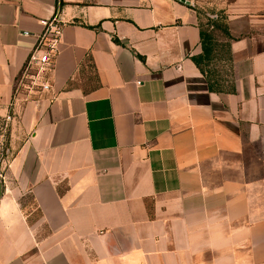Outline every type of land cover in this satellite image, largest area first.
Wrapping results in <instances>:
<instances>
[{"label": "crops", "instance_id": "crops-1", "mask_svg": "<svg viewBox=\"0 0 264 264\" xmlns=\"http://www.w3.org/2000/svg\"><path fill=\"white\" fill-rule=\"evenodd\" d=\"M211 1V0H210ZM196 0H0V264H264V0L226 15L235 93L209 90ZM50 93L13 106L42 21Z\"/></svg>", "mask_w": 264, "mask_h": 264}, {"label": "built area", "instance_id": "built-area-1", "mask_svg": "<svg viewBox=\"0 0 264 264\" xmlns=\"http://www.w3.org/2000/svg\"><path fill=\"white\" fill-rule=\"evenodd\" d=\"M42 25L43 33L38 37L14 83V107L42 97L52 89L50 74L54 69L64 24L56 15L42 21ZM13 121L9 116L0 123V180L5 178L6 170L14 157L12 141L8 134L10 123Z\"/></svg>", "mask_w": 264, "mask_h": 264}, {"label": "rangeland", "instance_id": "rangeland-1", "mask_svg": "<svg viewBox=\"0 0 264 264\" xmlns=\"http://www.w3.org/2000/svg\"><path fill=\"white\" fill-rule=\"evenodd\" d=\"M216 1L219 0H196L195 5L197 12L200 15L203 29L212 33L217 45V50L214 52L213 59L208 64L207 69L213 71L220 80L225 81V85L227 86V83H230L233 80L231 61L228 60L227 51V45L231 40L224 35L222 29L217 28L212 24L213 22L218 21L219 25H226V15L221 11H217L214 6H209L212 2Z\"/></svg>", "mask_w": 264, "mask_h": 264}, {"label": "trees", "instance_id": "trees-1", "mask_svg": "<svg viewBox=\"0 0 264 264\" xmlns=\"http://www.w3.org/2000/svg\"><path fill=\"white\" fill-rule=\"evenodd\" d=\"M213 26H216L217 28H220L223 30L224 35H226L227 38H230L232 40V37L228 31L227 25H219L218 21H215L212 23ZM202 37V50L203 53L199 56H196L193 58L194 63L200 70V72L204 75V77L207 80L209 90L215 93H235L236 88L234 85L233 80L230 83H227V87L225 85V81L220 80L218 76L213 72L209 71L208 64L212 61L213 59V54L217 50V45H216V40L212 33L209 31H206L202 29L201 33ZM228 48V60L231 61V53H230V43L227 45ZM230 84V85H228ZM228 89V90H226Z\"/></svg>", "mask_w": 264, "mask_h": 264}, {"label": "water", "instance_id": "water-1", "mask_svg": "<svg viewBox=\"0 0 264 264\" xmlns=\"http://www.w3.org/2000/svg\"><path fill=\"white\" fill-rule=\"evenodd\" d=\"M0 193H1V186H0Z\"/></svg>", "mask_w": 264, "mask_h": 264}]
</instances>
